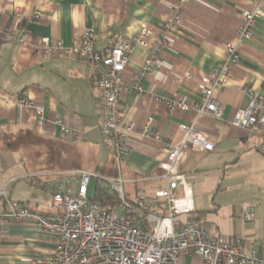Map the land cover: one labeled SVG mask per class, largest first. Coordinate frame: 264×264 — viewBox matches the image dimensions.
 <instances>
[{
	"label": "crops",
	"instance_id": "obj_1",
	"mask_svg": "<svg viewBox=\"0 0 264 264\" xmlns=\"http://www.w3.org/2000/svg\"><path fill=\"white\" fill-rule=\"evenodd\" d=\"M257 1L184 3L182 19L170 31L172 42L162 55L164 67L147 78L145 89L164 97L181 94L197 99V84L222 61L225 43L234 40L242 24V11ZM176 5V0H0V25L16 35L12 40H0V185L9 199L34 210L54 212L47 183L54 173L98 169L106 177L120 176L125 183H133L132 189H124L133 199L145 190L140 183L155 189L166 184L158 167L161 143L142 136L137 128L151 118L152 129L177 144L183 138L178 125L195 121L214 148H188L179 167L190 186L192 216L208 227L210 235L229 242L238 237L247 250L264 255V154L258 148L264 134L229 122L235 110L247 104L244 86L264 96V5L252 36L240 45L227 84L214 92L223 106L222 119L202 116L195 120L193 110L170 111L149 94L124 93V121L133 123L135 130L128 138L131 152L118 171L113 170L112 155L108 157L101 145L94 68L82 59L45 55L39 48L41 37L69 44L88 27L96 30L100 50L118 36L135 35L142 23L157 34ZM35 13L38 19L32 21ZM24 30L28 34L21 41ZM146 52L140 45L133 48L123 74L126 84ZM185 73L191 77L180 79ZM21 95L42 105L46 118H61L67 125L77 126L80 137L66 140L57 126L38 125L33 110L17 104ZM249 204L255 218L243 221L242 207ZM5 209L6 203L0 199V212ZM53 241L31 222L0 223V264H35V258L51 252ZM177 264H202V260L197 255L180 256Z\"/></svg>",
	"mask_w": 264,
	"mask_h": 264
},
{
	"label": "built area",
	"instance_id": "obj_2",
	"mask_svg": "<svg viewBox=\"0 0 264 264\" xmlns=\"http://www.w3.org/2000/svg\"><path fill=\"white\" fill-rule=\"evenodd\" d=\"M187 1L176 0L173 13L164 18L157 34L147 23H142L135 35L118 36L103 50L96 48L97 32L93 27L84 29L69 44L49 37L40 38L39 48L45 55L82 59L94 68L93 86L101 107V138L113 152L117 163H123L130 154L128 138L135 130L133 123L124 121L121 99L127 90L142 97L149 94L170 111L193 110L195 120L202 116L217 120L223 118V106L214 92L227 84L231 69L239 59L240 45L252 36L264 0H258L242 11V24L236 29L234 40L225 43L222 61L197 84L198 98L192 100L181 94L164 97L144 87L147 78L164 67L162 55L172 42L170 31L181 21L182 6ZM37 19L38 14L35 13L32 21ZM24 32L19 37L21 41L28 34L27 30ZM14 38L16 35L11 29L0 25L1 41ZM137 45L146 48L147 52L132 74L130 83L126 84L124 70ZM190 77L189 73H185L180 79ZM242 90L248 97L247 104L236 109L229 122L233 127L250 132L261 130L264 134V96L248 86ZM17 104L32 109L38 125L51 123L57 126L62 138L74 140L80 137L81 131L77 126L67 125L61 118H46L44 107L31 98L21 95ZM178 128L183 138L177 144L166 141L153 130L151 118L137 128L139 134L162 145V159L158 167L163 171L166 184L153 197L136 194L129 200L123 187L126 179L113 177L105 179L104 185L97 183L99 193L115 198L114 206L109 207L94 194L87 196L88 184L94 176L92 172H58L47 182L54 212L34 210L25 203L11 200L6 196L4 186L0 185V199L6 203V209L0 212V223L11 220L31 222L53 237L51 252L35 258V264H177L180 256L190 255L199 256L202 264H263L264 255L247 250L240 238L229 242L220 236H212L208 227L192 216L194 207L190 186L179 167L188 148L212 151L214 145L195 121L180 123ZM258 148L264 154V136ZM131 207L144 213L149 230L142 229L127 214ZM241 218L243 221L254 220L253 205L242 207Z\"/></svg>",
	"mask_w": 264,
	"mask_h": 264
},
{
	"label": "rangeland",
	"instance_id": "obj_3",
	"mask_svg": "<svg viewBox=\"0 0 264 264\" xmlns=\"http://www.w3.org/2000/svg\"><path fill=\"white\" fill-rule=\"evenodd\" d=\"M101 145L105 148L104 151H105V154H108L107 155L108 157H110V154L112 155L113 160H112L111 164H113V170L118 171L117 170L118 167L119 168L122 167L121 165L123 163L122 162L121 163H117L116 162L113 152L106 145H104V143L102 142V138H101ZM92 173L94 174V176L91 178V180H90V182L88 184V191H87V196H89V197H91L93 195L96 182H98V184H100V185H104L105 184V179H110V178L114 177V176L113 177H106L107 175L103 174V172L98 170V169H96ZM116 177H118V176H116ZM140 184H142V186H145V188H144L145 190L140 192V193H138V194H141V195H144V196H147V197L151 198V197H153L155 195V192L158 190V189H155L156 187L151 186L152 184L151 185L149 183H140ZM134 186L135 185L133 183H125L123 185L124 189H126V188H131L132 189Z\"/></svg>",
	"mask_w": 264,
	"mask_h": 264
},
{
	"label": "trees",
	"instance_id": "obj_4",
	"mask_svg": "<svg viewBox=\"0 0 264 264\" xmlns=\"http://www.w3.org/2000/svg\"><path fill=\"white\" fill-rule=\"evenodd\" d=\"M93 194L95 195V197L100 198L105 205H108L109 207L114 206L115 198L113 197V195L99 193L97 184L94 188ZM126 197L129 200H131V198H129L128 195H126ZM127 214L131 215L133 220L137 222L142 229L149 230L150 225L147 224V222L145 221L143 212L136 210L135 207H131V209L127 212Z\"/></svg>",
	"mask_w": 264,
	"mask_h": 264
}]
</instances>
